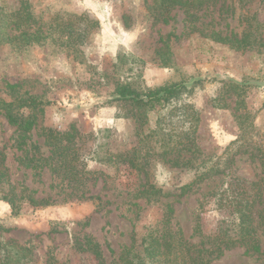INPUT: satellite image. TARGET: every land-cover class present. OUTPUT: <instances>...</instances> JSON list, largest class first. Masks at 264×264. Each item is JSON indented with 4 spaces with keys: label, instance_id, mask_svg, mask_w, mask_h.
Returning a JSON list of instances; mask_svg holds the SVG:
<instances>
[{
    "label": "rangeland",
    "instance_id": "rangeland-1",
    "mask_svg": "<svg viewBox=\"0 0 264 264\" xmlns=\"http://www.w3.org/2000/svg\"><path fill=\"white\" fill-rule=\"evenodd\" d=\"M0 17L1 255L97 264L83 249L91 240L111 263L167 227L196 252L230 239L212 264H264V0H0ZM215 32L250 34L251 47ZM223 78L244 85L220 108ZM180 80L192 93L161 109L109 102L123 84ZM31 97L43 104L12 111L17 122L1 105ZM50 130L64 136L56 147ZM215 162L220 171L199 180ZM252 200L260 252L238 241L235 210Z\"/></svg>",
    "mask_w": 264,
    "mask_h": 264
},
{
    "label": "trees",
    "instance_id": "trees-1",
    "mask_svg": "<svg viewBox=\"0 0 264 264\" xmlns=\"http://www.w3.org/2000/svg\"><path fill=\"white\" fill-rule=\"evenodd\" d=\"M172 2L173 0H163ZM186 4V2H184ZM8 22L6 19L0 17V44L7 42L9 36H6L5 31L7 29ZM212 39L218 43L229 45L236 49H246L251 47V35L247 34L241 38L237 36L222 35L221 32H215ZM257 39V38H256ZM223 83L222 86V95L220 94L214 101H218L215 104L217 107H226L227 104L222 102L226 93L230 92L233 95L240 96V93L237 92L239 85H244L236 83V81L230 78L221 79ZM196 84L198 81L195 82ZM195 88V84L189 85L187 80L175 81L172 83H165L158 87L140 89L135 87L132 83H127L118 86L112 93V99L109 102H133L140 105L149 106L151 109L162 108L166 106L170 101L177 100L182 97L185 93H192ZM1 105L6 109V112L9 113L10 118L17 122L19 119L14 118L12 111H20L25 107L36 108L43 104L42 100H38L35 97L31 98H21L17 102L15 101H1ZM215 103V102H214ZM244 103V100H241L237 104ZM64 136L60 134H54L53 131H49L45 135L46 144L56 147L61 144V139ZM69 143L73 142V138L69 137L67 140ZM190 146H186V150H191ZM260 160L264 165V152L261 148H258ZM198 147H196V152H198ZM70 163V162H69ZM218 162H215L212 166H206V164L200 166L199 168H206L207 170L198 172L199 180L204 178L205 175L218 173L220 171ZM197 174V175H198ZM262 195V193H261ZM264 198V196H263ZM10 201L14 202V198H7ZM30 203L37 206H46L50 205V199L48 198H30ZM254 206V201L246 202L242 208H237L235 211L238 212V226L239 230L237 232L239 242H244L248 245V249L254 252H260L262 249L261 246V237L258 234V225L254 223V217L252 216V207ZM264 226V218H260V223ZM195 234L198 236L203 235V230L201 226V214L196 215V225H195ZM264 234V227H263ZM220 238V237H219ZM231 240H235L232 238ZM222 243H224L222 245ZM230 244V239L223 240L220 242H213L208 245H202L201 248L196 252V245L185 240L180 231H173L167 227H151L148 229L142 236L141 242L138 245H131L125 247L117 261L107 263L103 255V251L100 249L99 245L96 242L87 240L84 250L89 252L97 261V264H212V255H217L222 251L225 246ZM21 250L23 247H19ZM20 252H15L12 254L11 250H6L4 255H1L0 251V264H27L25 262L26 254ZM47 264H65L54 258H49L46 262Z\"/></svg>",
    "mask_w": 264,
    "mask_h": 264
}]
</instances>
